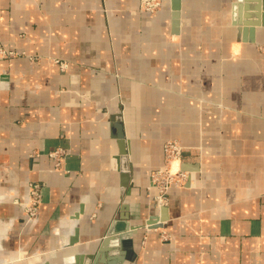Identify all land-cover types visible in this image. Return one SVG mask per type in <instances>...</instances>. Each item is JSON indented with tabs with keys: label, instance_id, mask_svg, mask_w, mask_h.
I'll list each match as a JSON object with an SVG mask.
<instances>
[{
	"label": "crops",
	"instance_id": "1",
	"mask_svg": "<svg viewBox=\"0 0 264 264\" xmlns=\"http://www.w3.org/2000/svg\"><path fill=\"white\" fill-rule=\"evenodd\" d=\"M236 1L165 0L148 14L139 0H0L2 261L264 264V25H246L264 6L243 1L239 16ZM169 140L188 176L158 208L149 174ZM30 182L42 199L25 223L14 200ZM111 229L124 238L99 254Z\"/></svg>",
	"mask_w": 264,
	"mask_h": 264
},
{
	"label": "built area",
	"instance_id": "2",
	"mask_svg": "<svg viewBox=\"0 0 264 264\" xmlns=\"http://www.w3.org/2000/svg\"><path fill=\"white\" fill-rule=\"evenodd\" d=\"M165 0H139V11L148 14L158 12ZM8 52L6 55H12ZM63 67V66H62ZM184 148L176 140L166 141L162 146L163 164L162 167L149 174V181L157 194L154 198L158 208L166 205V195L170 187H182L188 176V172L181 170L182 154ZM66 152L62 148H56L49 153V157L54 161V167L58 169L61 161L66 157ZM177 164V170L172 171V164ZM42 199V185L30 182L27 185L25 195L21 199V203L17 200L14 204H19L23 209V215L27 222L35 221L39 215V209Z\"/></svg>",
	"mask_w": 264,
	"mask_h": 264
},
{
	"label": "water",
	"instance_id": "3",
	"mask_svg": "<svg viewBox=\"0 0 264 264\" xmlns=\"http://www.w3.org/2000/svg\"><path fill=\"white\" fill-rule=\"evenodd\" d=\"M243 1H249V0H237L235 5H234V10H235V13H236V9H238V15L240 16V5H241V2ZM256 1H259V0H256ZM262 2V8L264 6V0H261ZM255 13H252V14H247L246 17H250V18H256L257 21H254L253 23H246V25H255V26H260V25H264V15H261L260 16V12H259V7L258 5L255 7ZM263 11V10H262ZM259 17H262V20L258 22V18ZM252 27L250 29V32L252 33ZM117 128V131L115 133V137L117 138L118 140V147H119V151H118V156L116 157L115 161L118 165V172H119V187H120V195L121 197L126 193V190L128 189V187L130 186V170L128 168V166H125L121 163V160L122 158H124L126 156V149H125V144H124V139H123V133L121 131V127L119 125H116L115 126ZM189 167H184L182 166L181 167V170L183 171H187ZM128 194V193H127ZM126 205H123L122 209H126ZM81 209L79 211V213H76L74 216H73V219L74 220H78L79 218V214H81ZM165 208L162 209V217H161V221H165L166 220V216H165ZM128 220V219H127ZM126 220V221H127ZM154 221L151 219L149 221L146 222V227L147 228H160L161 225H157V226H154ZM125 227L126 226V223H125ZM128 229V228H127ZM125 229V230H127ZM116 234V232H114L112 229L110 230V232L107 234L106 237H104L103 241H102V246L100 248V251H99V254L103 253L104 252V249L106 248L107 244L111 241V240H123L124 237H112ZM78 243V229L77 227H75L72 231V234L71 236L69 237L68 239V242H67V245H65V247H72L74 244ZM72 253V251L70 252ZM100 257L98 256L97 260L99 259ZM92 259V257H90V255H84L83 253H72L71 256H67L63 259L62 263L61 264H88V261H90ZM43 264H50L49 262H44ZM96 264V263H94Z\"/></svg>",
	"mask_w": 264,
	"mask_h": 264
},
{
	"label": "rangeland",
	"instance_id": "4",
	"mask_svg": "<svg viewBox=\"0 0 264 264\" xmlns=\"http://www.w3.org/2000/svg\"><path fill=\"white\" fill-rule=\"evenodd\" d=\"M168 191H169V189H168ZM168 191H167V195H168ZM167 195H166V203H167V200H168V198H167ZM23 196L24 195H22L20 198H23ZM16 200V199H15ZM14 200V201H15ZM19 203H21V201H19V200H17ZM15 205H17V206H19V204H15ZM21 207V206H20ZM21 209H22V207H21ZM22 212H23V209H22ZM32 222H34V221H32ZM25 223H30V222H27L26 220H25ZM2 230H4V229H2ZM0 241H3L2 240V237H0ZM1 260V259H0ZM0 264H13V263H10V261H0Z\"/></svg>",
	"mask_w": 264,
	"mask_h": 264
},
{
	"label": "bare ground",
	"instance_id": "5",
	"mask_svg": "<svg viewBox=\"0 0 264 264\" xmlns=\"http://www.w3.org/2000/svg\"><path fill=\"white\" fill-rule=\"evenodd\" d=\"M177 170V164L176 163H173L172 164V171H176Z\"/></svg>",
	"mask_w": 264,
	"mask_h": 264
}]
</instances>
